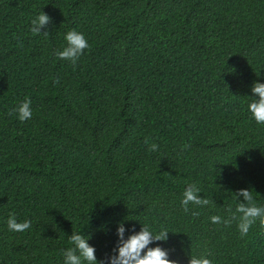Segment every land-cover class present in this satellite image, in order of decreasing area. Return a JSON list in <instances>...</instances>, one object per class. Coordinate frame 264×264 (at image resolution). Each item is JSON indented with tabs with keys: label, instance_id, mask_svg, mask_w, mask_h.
<instances>
[{
	"label": "trees",
	"instance_id": "trees-1",
	"mask_svg": "<svg viewBox=\"0 0 264 264\" xmlns=\"http://www.w3.org/2000/svg\"><path fill=\"white\" fill-rule=\"evenodd\" d=\"M40 11L47 35L33 36ZM69 30L89 44L75 64L55 55ZM255 82L264 0H0V264H63L71 232L104 260L124 220L167 229L159 246L176 264H264L258 223L241 238L236 221L209 219L229 218L240 189L264 206ZM25 99L33 116L20 122ZM189 183L209 205L185 211ZM13 214L31 228L9 231Z\"/></svg>",
	"mask_w": 264,
	"mask_h": 264
},
{
	"label": "clouds",
	"instance_id": "clouds-1",
	"mask_svg": "<svg viewBox=\"0 0 264 264\" xmlns=\"http://www.w3.org/2000/svg\"><path fill=\"white\" fill-rule=\"evenodd\" d=\"M50 24V18L40 11L31 21V33L33 36L47 35L42 30ZM64 47L55 53L57 59L68 61L75 64L84 51L89 47L88 40L83 33L76 30L67 31L64 36ZM32 102L25 99L14 109L17 119L20 122L30 120L33 116L31 106ZM247 111L252 120L257 124H264V83L255 82L251 86V97L247 103ZM145 144H149L146 139ZM189 145H183L185 150ZM152 152L159 151V146L155 143L149 145ZM201 189L196 183H189L183 193L180 201L181 206L188 211V206L197 205L204 207L210 204L208 199L202 198ZM254 191L250 188L240 189L232 193L235 201V208L229 209L230 216L222 219L219 215L211 216L210 222L213 224L223 223L225 226L236 221L238 233L241 238L246 237L250 229L257 223L264 228V206H257L254 197ZM127 221H121L116 224V244L112 249V254L104 260H97L96 249L89 244L90 235H84L81 232H71L68 236L70 247L62 252L63 264H176L169 259V251L160 247V244L166 243L169 238V231L161 229L153 231L150 227H140L136 231L134 227H125ZM6 227L12 232H24L31 228V221L25 220L18 222L16 216L10 215L6 220ZM156 246H151V245ZM188 264H213L208 255H191Z\"/></svg>",
	"mask_w": 264,
	"mask_h": 264
}]
</instances>
